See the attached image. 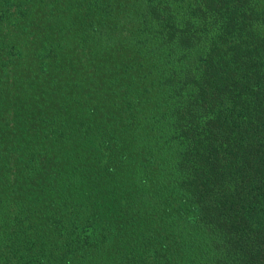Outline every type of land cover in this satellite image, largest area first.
<instances>
[{"label": "trees", "instance_id": "16d2710c", "mask_svg": "<svg viewBox=\"0 0 264 264\" xmlns=\"http://www.w3.org/2000/svg\"><path fill=\"white\" fill-rule=\"evenodd\" d=\"M0 22V85L44 93L0 105V264H264V0H0Z\"/></svg>", "mask_w": 264, "mask_h": 264}, {"label": "rangeland", "instance_id": "374dc122", "mask_svg": "<svg viewBox=\"0 0 264 264\" xmlns=\"http://www.w3.org/2000/svg\"><path fill=\"white\" fill-rule=\"evenodd\" d=\"M31 22H32V25L33 24H35V25L40 24V28H42L44 26L47 27V26L52 25L51 22L46 21L43 18H40V19L38 18L37 21H36V18H33V19L31 18ZM56 23L60 24V22H56ZM8 26L5 24H2L0 22V37H2L4 39H7V38L11 39L13 37V34H14L13 27H8ZM8 28H12V29L7 30ZM31 29H32V27H31ZM22 34L24 35L23 42L28 40V44L25 42L24 43L29 45V46L27 47V45H23V48L21 50L27 51L28 50L27 48H29L31 46V43L29 42V39H31V38L26 37L25 33H22ZM14 38L15 39L19 38V33L15 34ZM77 50H78V48L76 46H74V51H76V53H77ZM30 69L31 68H29V70ZM30 72H31V70H30ZM13 74H14V69L11 68V70H8V72L6 74V76H7L6 82L3 83V86L0 85V105L1 104L5 105L7 103L10 104L11 100L15 101L14 102L15 105H21V102H18V101H29V103L35 102V98H36V100H39L40 96L44 94L41 85H39L38 83H36L35 81L30 79V73L28 70H26L24 73H20L19 76H17V79L13 78V76H14ZM72 76H75V75H72ZM28 78H29V81L26 80ZM72 78H73V81L76 80V76L72 77ZM28 82L31 84V86L28 84ZM8 100H10V101H8ZM44 103H45V101H44ZM23 104L24 103H22V105ZM33 106H35V104H33ZM10 108H13V106L8 105V106H5V109L3 111L1 110L2 111V116L0 117L1 119H3L4 116H6L9 119V115H8L9 113H7V109H10ZM24 109L30 115L32 114L31 116L34 117V118L32 117L34 121H31L30 125L22 126V123L20 125L21 127L24 128V129H22L21 133L25 137V136H29V134H30L29 130H35L36 127H39L38 129H42V126L36 120L37 113H36V110H34V108L31 105L28 104V106L25 107ZM10 111H12V110H8V112H10ZM30 115H28V116L30 117ZM19 124H20V122H19ZM91 147H92V145L88 144V145H86L85 150L86 149L89 150V149H91ZM71 148L72 147H69L67 145L66 146V152L71 153V151H70ZM43 149H42V152H43ZM64 152H65V149L63 150V153ZM41 157L43 159H48V157H46V155H43V153H42Z\"/></svg>", "mask_w": 264, "mask_h": 264}]
</instances>
